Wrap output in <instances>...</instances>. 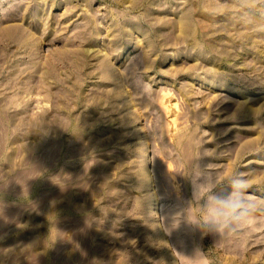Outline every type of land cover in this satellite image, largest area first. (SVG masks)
Returning a JSON list of instances; mask_svg holds the SVG:
<instances>
[{"label":"rangeland","instance_id":"obj_1","mask_svg":"<svg viewBox=\"0 0 264 264\" xmlns=\"http://www.w3.org/2000/svg\"><path fill=\"white\" fill-rule=\"evenodd\" d=\"M197 160L249 178L236 231ZM72 263L264 264V0H0V264Z\"/></svg>","mask_w":264,"mask_h":264},{"label":"clouds","instance_id":"obj_2","mask_svg":"<svg viewBox=\"0 0 264 264\" xmlns=\"http://www.w3.org/2000/svg\"><path fill=\"white\" fill-rule=\"evenodd\" d=\"M191 183L192 199L200 209L196 224L208 232L223 234L236 231L255 211L249 199V178L243 172L224 176L200 161H194L186 176Z\"/></svg>","mask_w":264,"mask_h":264},{"label":"bare ground","instance_id":"obj_3","mask_svg":"<svg viewBox=\"0 0 264 264\" xmlns=\"http://www.w3.org/2000/svg\"><path fill=\"white\" fill-rule=\"evenodd\" d=\"M56 143H57V142H56ZM56 143H54V145H53V148H54V149L57 148V147L55 148V145H57ZM52 144H53V143H52ZM247 229H248V228H247ZM247 231H248V230H247ZM249 231H250V230H249ZM246 234H249V233H246ZM227 241H228V240H227ZM238 246H239V245H238ZM187 262H188V261H187ZM72 264H73V263H72Z\"/></svg>","mask_w":264,"mask_h":264}]
</instances>
